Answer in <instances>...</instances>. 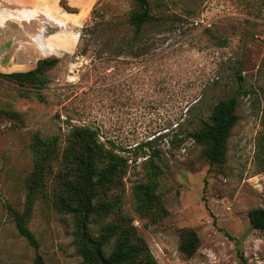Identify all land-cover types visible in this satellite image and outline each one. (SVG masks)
Listing matches in <instances>:
<instances>
[{"label": "rangeland", "instance_id": "1", "mask_svg": "<svg viewBox=\"0 0 264 264\" xmlns=\"http://www.w3.org/2000/svg\"><path fill=\"white\" fill-rule=\"evenodd\" d=\"M68 1L34 0L24 8L0 0V72L61 60L41 90L44 102L35 96L40 90L0 78V109L19 115L0 116V264H33L35 250L9 214L26 205L33 138L55 140L62 151L73 127L83 126L126 161L121 181L100 201L131 220L158 264H241L237 243L247 264H264V232L249 220L250 211L264 208L262 0H149L156 19L140 38L128 24L133 0H85L81 22L66 14ZM29 14L35 24L24 23ZM232 97L239 121L225 163L212 166L191 134ZM147 142L154 148L143 149ZM140 185L154 186L167 213L141 214ZM61 194L50 175L28 227L46 264H85L76 219L56 206ZM114 220L92 219V234ZM182 230L199 237L192 258L180 251Z\"/></svg>", "mask_w": 264, "mask_h": 264}, {"label": "trees", "instance_id": "2", "mask_svg": "<svg viewBox=\"0 0 264 264\" xmlns=\"http://www.w3.org/2000/svg\"><path fill=\"white\" fill-rule=\"evenodd\" d=\"M135 9L131 13L128 24L135 30V37L140 38L143 27L155 21L149 0H133ZM264 5V0H262ZM67 13L75 14V8H65ZM59 58L39 60L36 67L28 72L5 74L0 72V78L18 84L20 87L40 90L36 98L44 102L41 90L47 88L49 72L60 63ZM239 79L243 77L239 73ZM238 98L222 100L215 105L208 120L201 121V128L192 133L191 137L197 144L205 147L211 165L223 164L226 161L228 140L231 131L239 121L237 114ZM0 116L10 119L18 118L13 111L0 109ZM154 143L142 144V148H154ZM34 155V169L27 181L26 205L23 212L9 207V214L18 234L35 250L33 264H46L40 253V244L34 233L28 227L34 203L45 195L47 181L55 174L61 194L56 206L59 210L73 214L76 219V237L79 252L85 264H158L146 242L138 235L131 220L116 209L113 202L100 201L109 190L114 189L122 179L126 161L114 151L107 149L100 141L97 132L89 127H73L62 151L57 148V142L43 139L36 135L31 143ZM157 155L153 151L152 158ZM57 167V172H54ZM138 210L142 215L151 218L167 213L159 197L154 192V186L140 185L135 196ZM115 216L116 220L104 225L98 236L90 229L91 220ZM250 225L254 230L264 232V208L249 212ZM227 237H230L226 234ZM180 251L187 258H192L197 252L200 240L192 230L181 231ZM232 239V238H231ZM112 245L110 253L107 249ZM237 255L241 264H247V259L237 243Z\"/></svg>", "mask_w": 264, "mask_h": 264}, {"label": "crops", "instance_id": "3", "mask_svg": "<svg viewBox=\"0 0 264 264\" xmlns=\"http://www.w3.org/2000/svg\"><path fill=\"white\" fill-rule=\"evenodd\" d=\"M68 5L72 8L77 9V13L71 14V13H66L68 16L71 17H76V19H79L80 22L82 21V14L84 13V6H85V0H80L78 3L71 2V0L68 1ZM19 5H21L24 8H28L29 6H35L34 0H18L17 2ZM29 12H33V9H29ZM1 12V11H0ZM2 14H0V24L3 22V18L1 17ZM27 19L24 21L25 24L30 23V24H35V18L33 14H29L26 16ZM82 24V23H81ZM76 26L73 28V30H76Z\"/></svg>", "mask_w": 264, "mask_h": 264}]
</instances>
